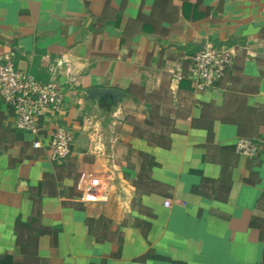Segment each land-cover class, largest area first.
Masks as SVG:
<instances>
[{
	"label": "crops",
	"instance_id": "1",
	"mask_svg": "<svg viewBox=\"0 0 264 264\" xmlns=\"http://www.w3.org/2000/svg\"><path fill=\"white\" fill-rule=\"evenodd\" d=\"M208 44L233 62L197 90ZM7 60L59 86L41 132L72 141L52 160L0 99V264H264V0H0Z\"/></svg>",
	"mask_w": 264,
	"mask_h": 264
},
{
	"label": "built area",
	"instance_id": "2",
	"mask_svg": "<svg viewBox=\"0 0 264 264\" xmlns=\"http://www.w3.org/2000/svg\"><path fill=\"white\" fill-rule=\"evenodd\" d=\"M233 56L234 50L227 46L208 44L198 50L192 57L190 72L194 88L213 87L231 66ZM0 99L12 108L15 127L34 136L33 148L46 147L55 161H61L71 153V134L65 127H56L48 136L41 132L40 118L62 110L63 94L54 81H40L7 60L0 63ZM258 150V143L249 138L240 137L235 141V152L239 155L253 157ZM76 188L83 202L104 200L108 191L101 178L90 172L79 174ZM164 204L169 206L170 201Z\"/></svg>",
	"mask_w": 264,
	"mask_h": 264
}]
</instances>
